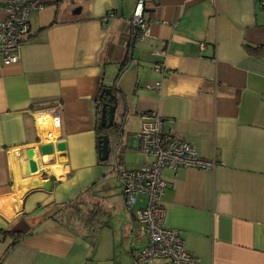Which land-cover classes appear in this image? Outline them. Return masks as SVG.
Returning a JSON list of instances; mask_svg holds the SVG:
<instances>
[{
	"label": "crops",
	"instance_id": "crops-1",
	"mask_svg": "<svg viewBox=\"0 0 264 264\" xmlns=\"http://www.w3.org/2000/svg\"><path fill=\"white\" fill-rule=\"evenodd\" d=\"M39 2L18 61L0 64V258L20 235L0 264H135L147 240L113 175L114 133L98 157L97 131L109 132L98 96L114 82L128 103L119 170L151 160L127 141L145 112L217 164L162 171L163 225L200 264H264V1L145 0L147 34L132 46L136 0ZM83 195L102 206L100 224L60 227L51 215ZM145 203L139 194L133 209Z\"/></svg>",
	"mask_w": 264,
	"mask_h": 264
},
{
	"label": "built area",
	"instance_id": "built-area-1",
	"mask_svg": "<svg viewBox=\"0 0 264 264\" xmlns=\"http://www.w3.org/2000/svg\"><path fill=\"white\" fill-rule=\"evenodd\" d=\"M41 7L39 0H4V18L0 22V64L9 65L18 61L20 45L29 34V13ZM144 9L145 0H136L130 20L132 35L140 39L147 34ZM154 69L162 72L163 62L156 64ZM155 89L159 91L160 81L155 83ZM48 111L57 122L58 108L52 107ZM141 119L139 148L151 160L142 167L117 172L126 206L134 212L139 223L138 234H144L147 240L134 254V263L150 264L155 259H163L166 264H200L199 257L185 248L179 230L163 225L161 196L166 182L162 171L190 167L211 171L217 164L198 156L191 143L165 129L157 112H145ZM139 194L145 195L146 203L133 209Z\"/></svg>",
	"mask_w": 264,
	"mask_h": 264
},
{
	"label": "water",
	"instance_id": "water-1",
	"mask_svg": "<svg viewBox=\"0 0 264 264\" xmlns=\"http://www.w3.org/2000/svg\"><path fill=\"white\" fill-rule=\"evenodd\" d=\"M80 9V7H76L73 12L78 13ZM134 41L135 39L132 38L130 43L131 46ZM98 98V103L101 104L100 125L109 130V132L98 137V157L99 160L105 161L111 151L109 134L115 133L114 135L119 138V144L123 142L124 118L127 115L128 103L125 92L117 87L116 82L111 86H103L99 92ZM127 141L130 147L133 145L134 147H137L139 137L131 135L128 137ZM51 147V144L42 145L40 146V151L42 153H48L51 151ZM61 147H63V144L57 146V148Z\"/></svg>",
	"mask_w": 264,
	"mask_h": 264
},
{
	"label": "trees",
	"instance_id": "trees-1",
	"mask_svg": "<svg viewBox=\"0 0 264 264\" xmlns=\"http://www.w3.org/2000/svg\"><path fill=\"white\" fill-rule=\"evenodd\" d=\"M132 38L136 39L137 36H133ZM254 48V47H252ZM263 49V47H255V50ZM100 129V127H99ZM115 130V128H114ZM119 130V128H118ZM98 135L100 136V131H97ZM115 134V133H114ZM118 142L117 145L119 147V153L116 154L115 164L112 167V171L118 172L119 166L121 163V144H119V138L117 137ZM117 147V146H116ZM121 149V150H120ZM102 206L98 201L95 199L89 198L87 195L79 196L76 199L70 200L68 202L63 203L58 210H56L52 215L51 218L64 229L70 230L74 233H82L89 231L90 233L93 231L95 226L100 224V218L103 215ZM14 237L11 243L7 246L4 250L2 257L6 255L9 248L13 246L18 239L19 234H12ZM20 236V235H19ZM0 258V261H1Z\"/></svg>",
	"mask_w": 264,
	"mask_h": 264
},
{
	"label": "rangeland",
	"instance_id": "rangeland-1",
	"mask_svg": "<svg viewBox=\"0 0 264 264\" xmlns=\"http://www.w3.org/2000/svg\"><path fill=\"white\" fill-rule=\"evenodd\" d=\"M76 7H78V6H76ZM75 7V8H76ZM138 155V157H143L141 154H137ZM124 158H125V155H124ZM125 166H130L132 163L133 164H135V163H138L139 162V159L136 157L135 159H133V160H128V159H126L125 158ZM131 161H132V163H131ZM123 165V164H122ZM113 175H114V178H116V180H118L117 179V177H118V174H117V172H114L113 173ZM118 182H119V180H118ZM117 185V184H116Z\"/></svg>",
	"mask_w": 264,
	"mask_h": 264
},
{
	"label": "flooded vegetation",
	"instance_id": "flooded-vegetation-1",
	"mask_svg": "<svg viewBox=\"0 0 264 264\" xmlns=\"http://www.w3.org/2000/svg\"><path fill=\"white\" fill-rule=\"evenodd\" d=\"M76 6H78V5H76ZM76 6H74V8H73V10H72V14H73V15H74V12H73V11L75 10V7H76ZM78 7H80V6H78ZM80 8H81V7H80Z\"/></svg>",
	"mask_w": 264,
	"mask_h": 264
}]
</instances>
